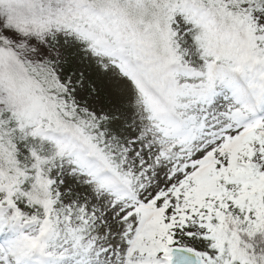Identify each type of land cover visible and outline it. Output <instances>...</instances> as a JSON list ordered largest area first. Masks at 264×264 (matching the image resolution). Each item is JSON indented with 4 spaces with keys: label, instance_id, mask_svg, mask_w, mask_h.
<instances>
[{
    "label": "snow or ice",
    "instance_id": "6c2138e0",
    "mask_svg": "<svg viewBox=\"0 0 264 264\" xmlns=\"http://www.w3.org/2000/svg\"><path fill=\"white\" fill-rule=\"evenodd\" d=\"M0 264H264V0H0Z\"/></svg>",
    "mask_w": 264,
    "mask_h": 264
}]
</instances>
